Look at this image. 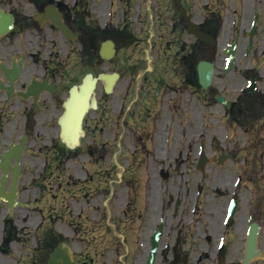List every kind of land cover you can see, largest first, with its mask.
I'll list each match as a JSON object with an SVG mask.
<instances>
[{
	"label": "rangeland",
	"instance_id": "1",
	"mask_svg": "<svg viewBox=\"0 0 264 264\" xmlns=\"http://www.w3.org/2000/svg\"><path fill=\"white\" fill-rule=\"evenodd\" d=\"M5 1L25 13L37 4ZM183 11L200 24L213 13L218 25L214 45L198 49ZM255 11L264 15V0H180L178 11L170 0H67V19L83 31L76 40L67 38V91L88 72L117 71L121 77L111 94L99 81V107L86 116V136L78 149L67 150L57 129L45 132L52 125L49 119L41 122L42 134L28 140L18 197L25 205L8 215L0 202V264H47L60 241L84 264H146L151 234L162 221L156 264L172 259L179 229L191 264L213 260L206 255L217 253L221 242L224 248L225 241L227 259L240 260L244 245H238L245 240L248 214L263 226V256L251 264H264L263 120L258 114L247 117L244 103L230 115V108L213 95L219 92L234 103L243 76L264 72V65L259 69L256 63L260 46L246 53ZM260 28L257 44L264 38V24ZM104 35L118 43L111 60L96 54ZM35 40L40 51L52 50L49 36ZM232 41L238 42L235 64L223 73L224 49ZM147 50L153 64L146 68ZM183 53L189 55L188 71L181 66ZM63 56L64 51L57 56L61 67ZM201 58L216 62L214 80L204 90L194 81ZM202 141L210 158L229 155L221 165L209 162L204 173L196 168ZM10 142L19 138L0 140V154ZM154 184V218L147 223ZM232 198L239 199L240 209L225 226ZM7 233L13 236L7 239Z\"/></svg>",
	"mask_w": 264,
	"mask_h": 264
},
{
	"label": "flooded vegetation",
	"instance_id": "2",
	"mask_svg": "<svg viewBox=\"0 0 264 264\" xmlns=\"http://www.w3.org/2000/svg\"><path fill=\"white\" fill-rule=\"evenodd\" d=\"M45 2L47 0L37 1V4L30 7L28 13H25L15 7L12 9L5 0H0V6L15 15L16 25L21 24L20 28L15 29L10 35L0 37V82L9 86L11 82L7 76L8 71L22 66L14 79L12 94L9 95L6 90L0 88V140H12L15 137L21 138L23 135H27L28 139L35 135L38 136L43 131L41 122L46 119H49L52 125L50 129H45V132L53 133L58 125V115L65 108L64 101L67 102V35L63 34L51 22H44L43 25H40L32 19V13L45 9ZM47 4H55L63 13L64 21L67 23V0H50ZM31 30L36 33L32 34ZM47 36L50 37L49 45L52 46V50L44 47L40 51L35 37ZM56 38L58 41L55 40ZM258 45L260 48L258 47L257 64L260 67L261 64L264 65V38ZM62 51H64V57L61 67L57 56ZM259 69L257 68V71ZM246 74L241 79L243 85L239 92L240 98L243 101H247L248 98L258 99L264 106V72L262 74L259 70ZM45 81L47 85L55 88L54 92L45 87ZM252 82L256 89L248 90L247 88L252 86ZM35 83L43 85L41 91L37 95L30 93L28 96H24L23 94L27 93L29 87L34 86ZM56 112L57 116H55ZM8 115L11 116L9 120H7ZM261 119L264 120V107ZM262 127L264 130V123H262ZM57 135H59V130ZM238 246H243V243ZM214 255H206L207 258H213V260L207 262L199 260L194 261L193 264H243L241 260H228L226 248L218 249Z\"/></svg>",
	"mask_w": 264,
	"mask_h": 264
},
{
	"label": "water",
	"instance_id": "3",
	"mask_svg": "<svg viewBox=\"0 0 264 264\" xmlns=\"http://www.w3.org/2000/svg\"><path fill=\"white\" fill-rule=\"evenodd\" d=\"M48 10V9H47ZM50 14H40L37 15L36 18L42 22L43 19L49 18L54 24L58 25L61 30L67 32V35L71 38H75L76 35H74L71 31V29L66 27L62 20L61 14H54L51 10H49ZM13 21L14 17L10 13H4L0 9V36L3 34H6L13 28ZM191 30L197 34L200 38L204 39L205 41H211L209 35L205 34L199 28L192 23H189ZM74 28H76L75 25H73ZM255 32V28H253L251 34ZM115 53V48H114V43L113 41L109 40L107 42L102 43L101 48H100V55L102 58H107L110 59ZM229 64L226 70L231 68L233 61H234V49L230 50L229 52ZM17 71V69H16ZM12 75L15 76L17 72ZM214 72V64L206 61H201L198 65V75H199V81L202 84L203 87H207L212 80ZM116 75V74H114ZM106 74H101L99 75V78H106ZM86 80L87 84H86ZM97 79L93 78L91 75H88L84 80L83 84L79 86H74L71 90V95L70 98L67 101V113L66 116L63 118V123L62 127H66L67 123V117L69 118L70 114L68 111H74V102L76 101V98L79 96H84V101L82 105L78 108L77 115L75 117V131L74 134L71 137H64L62 134V139L65 141L66 144H68L71 147H75L79 145L80 143V137L84 135V131L82 128V123H83V118L85 114L88 112L90 108H96V99H95V93H94V88L96 84ZM113 85H108L106 86V91L110 92L113 89ZM10 90V89H9ZM26 142V137H24L21 140L20 144H11L9 147V151H6L5 154L1 156V162H0V168L3 169L4 175L1 178V185H0V200H3L8 203L9 208L12 209L16 204H17V195L19 192V159L21 157L22 151L24 149V145ZM16 156L18 160V164L15 166L12 165V159L13 157ZM208 161V158L205 156V153L203 152L200 158V166L203 168L205 163ZM9 170L13 172L12 176V186L10 192L6 190V179ZM237 202H232V205L230 207L229 215L232 216L234 215L236 209H237ZM259 225L257 223H253L252 226L250 227L248 236H247V248L245 252V263L249 262L253 258L257 257L259 255V250L257 249V236L259 232ZM162 231V225H160V229L155 232L152 238V248L150 251L149 259H148V264H154L155 261V256L157 254V248L159 245V238L161 235ZM179 240L177 241V245L173 248L174 250V261L177 262L180 261V252L182 248L178 245ZM184 260L187 261V257H184ZM48 264H78L73 256L71 251L67 246H65L63 243H60L57 249L52 253V255L49 258Z\"/></svg>",
	"mask_w": 264,
	"mask_h": 264
},
{
	"label": "bare ground",
	"instance_id": "4",
	"mask_svg": "<svg viewBox=\"0 0 264 264\" xmlns=\"http://www.w3.org/2000/svg\"><path fill=\"white\" fill-rule=\"evenodd\" d=\"M100 9V13L103 14L104 13V8L102 6L99 7ZM246 25V23H245ZM108 77L104 78L101 80L102 82V86H105L106 84L108 85H112L114 82H117L120 78L118 76L112 75V73H108ZM86 80V84H87ZM99 83V82H98ZM97 83V85H98ZM68 97V96H67ZM84 101V96H79L76 98V101L74 102L73 107L75 108L74 111H68L69 112V118L67 117V123H66V127L64 128V137H71L74 134L75 131V117L77 115L78 112V108L82 105ZM74 121V122H73ZM63 123V120L61 121ZM155 197V184L153 185V190L151 191V198H152V206L150 207V212H151V217L150 219L147 220V223H150L152 221V219L154 218V203H155V199H153Z\"/></svg>",
	"mask_w": 264,
	"mask_h": 264
}]
</instances>
